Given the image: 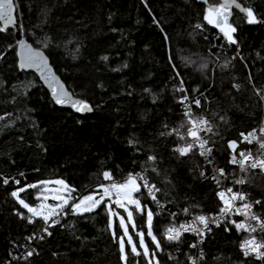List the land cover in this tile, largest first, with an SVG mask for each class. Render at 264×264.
Wrapping results in <instances>:
<instances>
[{"label":"trees","instance_id":"obj_1","mask_svg":"<svg viewBox=\"0 0 264 264\" xmlns=\"http://www.w3.org/2000/svg\"><path fill=\"white\" fill-rule=\"evenodd\" d=\"M240 1L251 7L262 22L247 24L245 16L236 12L233 23L238 29V43L230 45L207 25L203 31L194 28L202 22L204 8L197 0H16L18 23L28 33L27 39L37 46L44 36L51 38L52 44L45 52L57 73L76 94L92 102L94 111L80 116L51 104L38 77L18 68L13 70L14 57L6 54L7 62L0 60V81H4L0 85V174L20 179V186L64 179L77 188V194H87L103 182V170H110L115 181L123 180L129 172H140L161 189L157 198L166 210L177 213L178 221L191 219L183 213L184 207L216 213L217 187L212 179L200 177L199 171L204 169L201 156L194 150L178 157L171 149L185 141L160 133L166 131L162 127L165 124L169 128L182 122L186 125L177 103L182 93L172 91L176 83L171 79L172 57L188 94L201 99L200 108L195 107L197 115L213 125L205 138L212 146L216 167L237 177V170L228 163L227 141L239 142L240 133L258 125L261 106L254 86L264 92V0ZM153 17L160 27L153 24ZM165 34L168 41L163 39ZM7 35L15 33L11 30ZM0 40L6 41L7 36L0 34ZM103 56L108 59L101 60ZM226 60L229 64L225 68ZM125 63L126 68L122 67ZM205 63L207 67L200 68ZM113 68L120 71L114 72ZM152 94L157 96L155 102ZM221 116L226 122L220 121ZM181 132H186V126ZM130 138L139 141L136 147L140 152L128 145ZM148 155L156 160L148 161ZM20 172L24 177L18 175ZM245 179L243 191L249 200H264V173L250 170ZM15 187L11 182L7 186L0 183V264L6 262L14 243L41 227V222L28 225L15 216L13 208L19 206L9 195ZM40 190L39 186L27 189L21 196L34 203L33 196ZM139 198L153 210V232L161 238L169 219L155 209L144 189ZM116 211L127 224L126 213L119 208ZM253 212L264 217L260 205H254ZM133 220L136 230L145 232L151 251L154 245L146 235V214L133 212ZM113 221L114 229H118V219L114 217ZM61 223L64 227L54 226L51 236L34 242L33 256L13 264H146L142 255H132L127 246V261L119 259L118 245L107 229L103 208L83 217L65 216ZM127 226L138 246L132 225ZM256 232L264 241V230L257 227ZM246 236L234 228L224 231L223 224L213 226L204 238L199 264H264V259L245 257L241 252L239 244ZM193 241L187 233L179 244L164 241L157 259L160 264H188L187 256H192L194 249L187 245Z\"/></svg>","mask_w":264,"mask_h":264},{"label":"snow or ice","instance_id":"obj_2","mask_svg":"<svg viewBox=\"0 0 264 264\" xmlns=\"http://www.w3.org/2000/svg\"><path fill=\"white\" fill-rule=\"evenodd\" d=\"M201 3L206 5L202 12V22L196 23L194 28L203 31L205 25L211 26L222 34V37L228 44L236 45L238 43L234 35L237 32V28L229 19L233 15V8L245 14V22L247 24L262 22L258 21L251 7H243L238 0H221V2L214 4H209V0H201ZM18 7V4L14 0H0V34L7 36L6 41L0 40V60L7 62L6 54H12L14 57L12 64L13 70L17 68L20 70L34 69L39 74L43 86H46L48 89L49 102L51 104L61 107L67 106L75 113L93 112L94 106L92 102L76 94L71 86L62 82L50 64L45 50L51 46V38L44 36L38 42L37 46L29 43L27 39L28 33L24 30L22 23H18ZM145 7H148L146 2ZM152 22L157 27H160V22L155 17H153ZM12 26H17L18 34L24 35L25 38L19 39L16 35H7L10 33ZM161 31H163V28H161ZM33 38H35L34 30ZM163 39L164 41L169 40L167 34L164 35ZM9 50H11V53H9ZM100 59L106 61L108 57L103 56ZM169 63L172 65L174 74L171 79L176 80L172 91L173 93H182L177 99V103L183 105L182 115L185 118L186 125L183 122L179 126L172 128H169L167 124L162 125L166 131L161 132L160 135H175L178 140L185 141L184 143L174 144L171 149L172 152L178 154V157H186L196 150L197 154L204 158L206 164L212 165L213 160L209 157L213 149L208 146L209 140L204 137L209 132H212L213 125L204 116H196L193 112L192 105L200 108V98L192 97L191 101L186 103L189 101V95L188 89L184 84V79L177 71V66L172 57H169ZM228 64L229 61L226 60L223 67L226 68ZM122 67L126 68L127 64L125 63ZM206 67V63L200 65V68ZM111 70L116 72L120 71V68H113ZM249 80L251 81V76H249ZM3 83L4 81H0V85ZM96 86L102 87L100 84ZM32 87H35V85L33 84ZM233 87L239 89L238 84H233ZM143 91L150 93L149 88H144ZM192 91L196 92L197 90L194 88ZM161 92H163V89H161ZM24 94L27 95L26 92ZM131 94V91H129L128 95ZM257 95L260 97V101L264 103V95H260L259 91H257ZM200 96L202 97L203 94L201 93ZM152 98L155 102L157 99L156 94H152ZM95 107L98 108L100 105H96ZM5 115L10 114L5 113ZM0 119H3V117H0ZM219 119L220 121L226 122L223 116ZM77 122L79 123V121ZM185 126L186 132H181V128ZM258 134L264 137V126L259 128V133H257V129H252L247 133H240L241 139L239 142L236 140L227 141V149L230 153L228 163L239 167L241 173L239 177L226 173L224 168L213 167V172L218 173L219 178L215 174L208 177L206 170L203 168L199 171L200 177L210 178L216 184L217 191L215 195L218 200V211L216 213L205 214L202 211H192L189 207H184L182 209L183 213L186 216H191V219L182 221L178 225L175 222L177 213L172 212L169 214L170 223L161 233V238L159 239L153 232L154 212L147 203H142L139 194L144 189L147 192L148 198L160 209L164 205L157 198L156 193H159L161 189L157 188L155 184H150L148 178L140 172L135 174L129 172L122 182H118L113 179V174L110 170H103L101 173L102 180L107 181V183H98L96 186L97 190L89 191L87 194H77V188L68 184L64 179H45L35 183H24L20 186V179L0 174V183L5 186L9 185L10 182L17 185L9 193L11 198L19 206V208H13L16 217L24 220L28 225L35 226L37 222H41V227L38 231L26 237L28 241H42L45 236L52 235L50 229L54 226L64 227L61 223L62 217L68 215L83 217L85 214H90L99 208H103L107 214V229L111 232L113 240L118 245L119 259L123 262L127 261V246V249L130 250L132 255L137 257L142 255L146 264H160L157 255L163 251L164 241L179 244L183 234L191 233L195 237V240L189 243L187 247L189 249H196L199 244L203 243L204 237L211 232V226L220 227L221 224L224 225V231L226 232L234 228L237 232L243 231L248 233L246 238L240 241L239 248L245 257L255 255L257 259H261L264 258V241H258L256 236L252 234L257 231V227L264 230V217L257 215L252 209L254 205L264 207V200H249L248 194L241 188L236 187L246 183L245 177L248 171L259 169L261 173H264V155L254 156L251 151L246 153L244 150L237 152L238 143L247 142L251 144L254 140L257 141L261 149H264V139L257 140ZM20 139L22 140L23 137ZM127 143L135 151H141L140 148L136 147L139 144L138 140L130 138ZM147 160L155 161L156 157L154 155H148ZM10 163H14V161H10ZM152 171L157 172V169L152 167ZM18 175L24 177L25 174L20 172ZM223 181H230V183L222 187ZM50 185L52 187H49ZM38 186L41 190L33 196V200L36 202L30 203L22 198L21 193H24L27 189H37ZM49 200L54 201V203H48ZM113 205L126 213L127 224L125 217L116 211ZM129 206L133 207L130 209ZM192 207L198 208V205H193ZM21 209L26 210V212L21 211ZM133 212L142 215L146 214V235L150 238L151 245H154L151 251L149 245L145 242V232L136 230ZM232 216L243 217L244 219L234 220L231 218ZM114 217L119 221L118 229H114ZM252 221L256 222L257 227L252 226ZM128 224L132 225V232L138 238V246L134 242L133 235L129 232ZM17 246L19 247L21 245ZM34 253L35 249L26 248L22 257H12V260L27 259L33 256ZM8 255L11 256V253H8ZM169 259H172V257L169 256ZM202 259V249H200L199 257L187 256L188 264H198V261ZM7 264H12V262L7 261Z\"/></svg>","mask_w":264,"mask_h":264},{"label":"built area","instance_id":"obj_3","mask_svg":"<svg viewBox=\"0 0 264 264\" xmlns=\"http://www.w3.org/2000/svg\"><path fill=\"white\" fill-rule=\"evenodd\" d=\"M218 33V32H217ZM218 36H220L219 35V33H218ZM221 37V36H220ZM231 45V44H230ZM222 48V47H221ZM237 56L242 60V62H244V60H243V58L239 55V54H237ZM215 57V59L218 61V57L217 56H214ZM254 86V85H253ZM254 90H255V92H256V94H257V91H259L260 92V95H264V92H262L258 87H256V86H254ZM189 95V94H188ZM258 96V95H257ZM192 97L193 96H190L189 95V101H187L186 103H189L190 101H191V99H192ZM258 98H259V101H260V97L258 96ZM181 106V109H182V112H183V105H180ZM260 106H261V117H260V121H259V123H258V125L257 126H255L253 129H257V133H259V128L261 127V126H264V103H262L261 101H260ZM192 109H193V112H194V114L196 115V116H198L197 115V113H196V108H195V105H192ZM201 135L202 136H204V134L203 133H201ZM205 138V137H204ZM260 139H264V137H262V136H260L259 134L257 135V140H260ZM182 143H184V142H182ZM246 144L247 146L245 147H241V146H239V144H238V148H237V152H239L240 150H244L246 153L248 152V151H251V153L255 156V155H264V149H261L260 148V146H259V144L257 143V141L256 140H254L251 144H249V143H247V142H243V144ZM208 146H210V147H212L211 145H208ZM196 151V150H195ZM202 158V160H203V162H204V169L206 170V175L208 176V177H211L212 175H217L218 176V173H214L213 172V167H216V165H215V161H214V157H213V150H212V153H211V156L209 157L210 159H212L213 160V164L212 165H208V164H206L205 163V160H204V158L203 157H201ZM236 170H237V177H239L240 175H241V173H240V170H239V167L238 166H236V165H232ZM256 170H259V169H256ZM218 178H219V176H218ZM222 179V178H221ZM213 181V180H212ZM103 182H105V183H107V181H103ZM214 182V181H213ZM215 184V183H214ZM228 184L227 183H225V181H223L222 182V187L223 186H227ZM97 186V185H96ZM215 186H216V184H215ZM236 187H239V188H241L242 190H243V185H240V186H236ZM95 189H96V187H95ZM97 190V189H96ZM235 190V189H234ZM145 191V190H144ZM146 192V191H145ZM146 194H147V192H146ZM150 199V198H149ZM151 201V200H150ZM151 203H152V205L155 207V209L159 212V213H162L163 214V216L164 217H166L167 219H169V221H170V216H169V214L170 213H172L171 211H168V210H166L165 209V207H163V208H160V209H158L157 208V206H156V204L155 203H153L152 201H151ZM162 203V202H161ZM252 211H253V209H252ZM232 217H235V218H238L239 220H242V219H244L243 217H238V216H232ZM63 218V217H62ZM61 218V219H62ZM175 222H176V224L178 225L180 222H182V221H178V219H177V217H175ZM251 224H252V226L253 227H256V222L255 221H252L251 222ZM213 226H211V228H212ZM187 234H190V235H192L191 233H187ZM31 234H28V235H26V237H28V236H30ZM247 235H248V233H247ZM252 235H255L256 236V238H257V240L258 241H261V239H260V237L258 236V234H257V232H255V233H253ZM193 236V235H192ZM26 237L24 238V240L23 241H20V243H14V247H12V249H9V251H10V253H11V256H9L7 259H6V262L4 263V264H7V261H11L12 262V264L14 263V262H16V261H18V260H22V259H16V260H12V257H22L23 256V254L25 253V250H26V248H30V249H35V246H34V242H38V241H41V240H32V241H28L27 239H26ZM46 237V236H45ZM194 237V236H193ZM205 238V237H204ZM246 238V237H245ZM244 238V239H245ZM194 240H195V237H194ZM204 241V240H203ZM203 244V243H202ZM202 244H199L198 245V247L196 248V249H194V253H193V257H199V255H200V249H202ZM17 245H21V246H17ZM249 256H253V257H255V255H249ZM256 258V257H255ZM264 258H261L260 260H263ZM199 262H200V260L198 261V264H199Z\"/></svg>","mask_w":264,"mask_h":264},{"label":"water","instance_id":"obj_4","mask_svg":"<svg viewBox=\"0 0 264 264\" xmlns=\"http://www.w3.org/2000/svg\"><path fill=\"white\" fill-rule=\"evenodd\" d=\"M14 2L16 3V0H14ZM197 2L198 3H200V4H203V3H201V0H197ZM219 2H221V0H218V2H210V0H209V4H214V3H219ZM238 2L243 6V7H249V6H246V5H244L240 0H238ZM204 5V7L206 6L205 4H203ZM233 15L229 18L230 19V22L231 23H233V17H234V15H235V13L237 12V13H239V14H241V15H243V16H245V14H243V13H240L239 12V10H237V9H234L233 8ZM254 11V10H253ZM254 13H255V11H254ZM255 15H256V13H255ZM256 17H257V15H256ZM258 19V18H257ZM234 24V23H233ZM234 26L236 27V25L234 24ZM211 29H214L215 31H217L218 32V30L217 29H215V28H212L211 26H209ZM237 28V27H236ZM11 30L12 31H14V33H15V35H16V37L17 38H19V39H24L25 38V36L24 35H22V34H18V28H17V26H12L11 27ZM237 32H238V29H237ZM237 32L234 34L235 35V38H236V34H237ZM219 33V32H218ZM219 35L222 37V34H220L219 33ZM223 38V37H222ZM237 39V38H236ZM29 41V40H28ZM29 43H31L30 41H29ZM232 45V44H231ZM34 46V45H33ZM46 53V52H45ZM46 55H48L47 53H46ZM49 57V56H48ZM49 62H50V64L53 66V69H54V71L57 73V71H56V69H55V67H54V65L52 64V62H51V59H50V57H49ZM20 71H24V72H29V73H33V74H35L37 77H38V79L40 80V78H39V74L37 73V72H35V70L34 69H28V70H20ZM57 75L60 77V79L62 80V82H64L65 84H66V82L62 79V77L57 73ZM40 82L42 83V85H43V82L40 80ZM67 85V84H66ZM45 87V89L48 91V89H47V87L46 86H44ZM59 108H61V109H69V110H71V111H73L71 108H69V107H67V106H63V107H61V106H58ZM74 112V111H73ZM75 113V112H74ZM93 112H85V113H76V114H78V115H80V116H86V115H90V114H92ZM52 203H54V201H51ZM3 240V237H2V234H1V232H0V242Z\"/></svg>","mask_w":264,"mask_h":264},{"label":"rangeland","instance_id":"obj_5","mask_svg":"<svg viewBox=\"0 0 264 264\" xmlns=\"http://www.w3.org/2000/svg\"><path fill=\"white\" fill-rule=\"evenodd\" d=\"M50 180H54V179H50ZM122 181H123V180L118 181V182H122ZM138 182H139V181H138ZM49 187H52V186L50 185ZM134 195H135V194H134ZM48 203H52L51 200H49ZM129 207H130V209H131V206H129Z\"/></svg>","mask_w":264,"mask_h":264},{"label":"flooded vegetation","instance_id":"obj_6","mask_svg":"<svg viewBox=\"0 0 264 264\" xmlns=\"http://www.w3.org/2000/svg\"><path fill=\"white\" fill-rule=\"evenodd\" d=\"M216 2H218V0Z\"/></svg>","mask_w":264,"mask_h":264}]
</instances>
